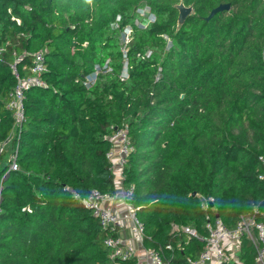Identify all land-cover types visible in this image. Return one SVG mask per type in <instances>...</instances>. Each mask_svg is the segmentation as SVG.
Segmentation results:
<instances>
[{
	"label": "trees",
	"instance_id": "obj_1",
	"mask_svg": "<svg viewBox=\"0 0 264 264\" xmlns=\"http://www.w3.org/2000/svg\"><path fill=\"white\" fill-rule=\"evenodd\" d=\"M222 3L230 9L207 20ZM179 4L193 8L183 23ZM142 8L156 19L136 25ZM0 47V140L11 136L0 178L16 150L19 167L2 184L0 264H114L104 243L113 233L75 193L116 191L108 137L123 125L133 148L123 185L163 264H188L204 246L174 225L205 237L216 217L231 228L261 217L264 0H0ZM39 52L46 85L26 89L18 124L11 66L19 59L26 76ZM255 254L244 239L240 260L256 264Z\"/></svg>",
	"mask_w": 264,
	"mask_h": 264
},
{
	"label": "built area",
	"instance_id": "obj_2",
	"mask_svg": "<svg viewBox=\"0 0 264 264\" xmlns=\"http://www.w3.org/2000/svg\"><path fill=\"white\" fill-rule=\"evenodd\" d=\"M119 18V17H118ZM152 20V19H151ZM154 21V20H152ZM130 28V27H129ZM131 29V28H130ZM131 32V31H130ZM130 37V36H129ZM4 47H0L2 51ZM21 59V58H20ZM15 61L11 68L17 83L9 93L8 107L13 109L16 123L22 124L25 117L26 89L31 86H45L43 73L47 70L46 59L43 53L35 54L33 64L30 66V74L21 76L18 70V62ZM99 67L86 76V85L91 86L97 80ZM111 144L107 157L110 162V170L114 173L118 170L121 181L124 180V168L128 163L133 150L126 125L116 127L109 135ZM11 143V136L0 140V153ZM264 169V153L259 157ZM10 165L0 178V202L2 198V184L11 170H17V150L9 158ZM259 177L264 180V172ZM135 189L133 186L116 189L115 192H103L92 189L86 196L75 193L84 206L98 219L102 229L109 230L113 234L105 238L104 243L110 249V258L114 264L135 259L134 264H163L164 254L162 249L147 248L145 246V223L139 217L138 206L134 200ZM213 202V199H210ZM203 208L208 207V201L203 202ZM23 211H31L29 207H23ZM0 212L2 208L0 206ZM208 234L201 237L197 229L192 226L174 225L172 232L183 231L190 237H200L204 240V246L196 258H189L188 264H229L236 262L243 264L238 253L241 251L243 240L250 239L256 247L255 262L264 264V212L258 218L256 213L242 215L234 227H229L220 217L208 221ZM167 248H172L167 245Z\"/></svg>",
	"mask_w": 264,
	"mask_h": 264
},
{
	"label": "rangeland",
	"instance_id": "obj_3",
	"mask_svg": "<svg viewBox=\"0 0 264 264\" xmlns=\"http://www.w3.org/2000/svg\"><path fill=\"white\" fill-rule=\"evenodd\" d=\"M137 12H138L137 13L138 17L135 20L136 25H140L143 23L140 16L148 18L149 22L156 19L155 16L153 15V13L151 11H148V9H146V8L139 9ZM130 31H131V29L129 27H126L120 32V36H121V40H122V44H123V50H126V46L130 41V37H129L131 34ZM109 62H110V59H107L106 63L108 65H109ZM110 69H111V67H110ZM125 72H126V68H125ZM116 185L119 186V183H116Z\"/></svg>",
	"mask_w": 264,
	"mask_h": 264
},
{
	"label": "water",
	"instance_id": "obj_4",
	"mask_svg": "<svg viewBox=\"0 0 264 264\" xmlns=\"http://www.w3.org/2000/svg\"><path fill=\"white\" fill-rule=\"evenodd\" d=\"M231 5L229 3H222L218 5L217 7L213 8L210 12V14L206 17L207 20L212 18L215 14L221 11L229 10ZM179 23H183L187 16L192 13L193 8L191 6H185L184 4H179Z\"/></svg>",
	"mask_w": 264,
	"mask_h": 264
},
{
	"label": "crops",
	"instance_id": "obj_5",
	"mask_svg": "<svg viewBox=\"0 0 264 264\" xmlns=\"http://www.w3.org/2000/svg\"><path fill=\"white\" fill-rule=\"evenodd\" d=\"M114 173V172H113ZM114 177H115V179H114V182H115V188L118 190L119 188H124V187H126V185H123V182L121 181V179H120V176H119V174H118V170H116L115 171V173H114ZM116 183H119V186H117L116 185ZM124 186V187H123ZM239 254V253H238ZM255 261V260H254ZM256 263V262H255Z\"/></svg>",
	"mask_w": 264,
	"mask_h": 264
},
{
	"label": "bare ground",
	"instance_id": "obj_6",
	"mask_svg": "<svg viewBox=\"0 0 264 264\" xmlns=\"http://www.w3.org/2000/svg\"><path fill=\"white\" fill-rule=\"evenodd\" d=\"M124 187V186H123Z\"/></svg>",
	"mask_w": 264,
	"mask_h": 264
}]
</instances>
